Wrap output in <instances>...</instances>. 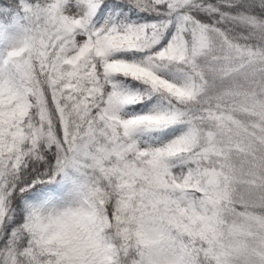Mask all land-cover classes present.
<instances>
[{"label": "snow or ice", "instance_id": "obj_1", "mask_svg": "<svg viewBox=\"0 0 264 264\" xmlns=\"http://www.w3.org/2000/svg\"><path fill=\"white\" fill-rule=\"evenodd\" d=\"M0 264H264V0H0Z\"/></svg>", "mask_w": 264, "mask_h": 264}]
</instances>
